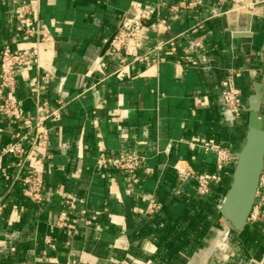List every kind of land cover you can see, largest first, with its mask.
Masks as SVG:
<instances>
[{"label": "crops", "instance_id": "obj_1", "mask_svg": "<svg viewBox=\"0 0 264 264\" xmlns=\"http://www.w3.org/2000/svg\"><path fill=\"white\" fill-rule=\"evenodd\" d=\"M20 1L0 0V51L33 47L20 23L34 19L22 16ZM131 6L151 20H167L163 39L182 36L174 41L175 55L169 47L163 50V62L119 71L102 51ZM38 16L53 41L42 49L40 70L15 72L12 97L24 114L13 120L0 116V150L28 130L39 104L46 103L47 112L62 108L57 122L45 123L50 159L27 163L43 175L40 205L25 198L14 181L19 157L7 155L0 164V264H220L212 255L204 261L203 251L222 234L218 208L234 166L206 197L197 196L192 180L179 182L176 170L200 176L214 171V155L189 142L214 140L235 158L249 98L264 86V0H40ZM194 26L201 28L192 34ZM201 38L204 48L180 61L182 48ZM156 40L147 36L127 57ZM235 70L241 72L235 81L242 93L240 118L221 98L220 82ZM41 73L48 76L37 94L32 83ZM132 153L145 158L134 182L98 165L102 154ZM67 196L77 203L66 227L59 228ZM149 196L161 210L132 214L128 231L125 204L145 206ZM256 201L264 202V189ZM261 210L259 222L240 232L229 229L222 264H264V205Z\"/></svg>", "mask_w": 264, "mask_h": 264}, {"label": "built area", "instance_id": "obj_2", "mask_svg": "<svg viewBox=\"0 0 264 264\" xmlns=\"http://www.w3.org/2000/svg\"><path fill=\"white\" fill-rule=\"evenodd\" d=\"M39 1L40 0H23L20 1L19 11L25 18H33L34 24L20 23V29L24 36L33 41V47L25 51H13L9 47H4L0 51V96H5L0 103V116L8 120L22 117L24 114L22 104L13 99L15 92V72L28 66H34L40 70L41 52L43 47L53 41V37L48 30L41 29L39 26ZM172 12L176 11L175 7L170 8ZM168 22L165 18L156 17L154 20L147 18L143 11L131 6L123 15L120 25L113 35L105 41L108 47L105 56L113 59L118 64V70L122 71L133 64H150L163 62L161 53L166 47L175 55L177 50L174 41L181 37L165 40ZM201 27L194 26L190 33H196ZM154 34L156 42L145 52L136 51L130 57L128 53L132 49L141 48L147 36ZM204 48L202 38L188 42V45L182 48L180 61H184L187 56L192 55ZM48 74H42L39 79L32 83L36 93H39V84L47 79ZM241 77L240 71H230L220 82L221 98L226 109L235 118H240L243 114V101L241 90L236 85V79ZM56 108L47 112V104H39L36 108L34 117L29 118L28 130L19 136L14 137L0 150V164L7 155L18 156L19 159L15 164L14 181L19 183L22 188V194L32 204L40 205L43 200V175L37 170L27 167V163L37 160L50 159L48 147L50 146L49 130L45 123L57 122L59 120L60 109ZM190 147L202 150L204 153L214 155L215 167L209 176H200L194 172L176 170L179 182L192 180L196 186V194L199 197H206L212 194V187L219 185L224 176L228 175L227 169L235 164V158L229 150L217 144L214 140H207L201 143L189 142ZM145 164V158L137 154H120L114 158H107L102 154L98 159V165L103 170H113L126 175L127 182H134L137 174L141 172ZM264 189V177H260L259 190ZM145 206L135 205L131 209L132 214L140 216L154 215L161 210V205L155 200L154 196L144 197ZM81 202V201H79ZM76 200L67 196L65 200V209L60 213L57 227L64 228L67 225L68 213L75 209ZM264 202L255 200L247 223H257L263 216L262 206ZM84 214V211H81ZM1 214V207H0ZM100 213H94L98 216ZM89 224V223H88ZM229 233L226 231L227 237Z\"/></svg>", "mask_w": 264, "mask_h": 264}, {"label": "water", "instance_id": "obj_3", "mask_svg": "<svg viewBox=\"0 0 264 264\" xmlns=\"http://www.w3.org/2000/svg\"><path fill=\"white\" fill-rule=\"evenodd\" d=\"M105 44L102 53L106 51ZM264 86L249 98L247 124L244 137L235 154V164L229 188L219 205L221 222L228 229L240 232L247 221L256 200L260 177L264 168ZM126 228H133V215L125 204Z\"/></svg>", "mask_w": 264, "mask_h": 264}, {"label": "rangeland", "instance_id": "obj_4", "mask_svg": "<svg viewBox=\"0 0 264 264\" xmlns=\"http://www.w3.org/2000/svg\"><path fill=\"white\" fill-rule=\"evenodd\" d=\"M222 234L221 236L218 238V236H215L213 237L208 243V247L207 249H205L203 251V254L205 253V260L204 261H207L208 259H211V255L213 256L214 260H215V263H220L222 264L223 259L225 258V255H226V251H225V246H226V243H227V237L225 235L226 231H228V228L226 226H224V224L221 222L220 224V228L219 230ZM220 245L222 247H220ZM225 245V246H224ZM214 251H213V249ZM217 254H221L222 256H218ZM226 260V259H224Z\"/></svg>", "mask_w": 264, "mask_h": 264}]
</instances>
